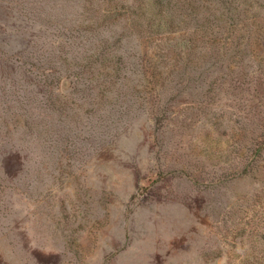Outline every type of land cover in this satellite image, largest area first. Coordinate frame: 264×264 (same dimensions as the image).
<instances>
[{"label":"rangeland","instance_id":"obj_1","mask_svg":"<svg viewBox=\"0 0 264 264\" xmlns=\"http://www.w3.org/2000/svg\"><path fill=\"white\" fill-rule=\"evenodd\" d=\"M103 1L0 0V264H264L262 49L168 75Z\"/></svg>","mask_w":264,"mask_h":264},{"label":"trees","instance_id":"obj_2","mask_svg":"<svg viewBox=\"0 0 264 264\" xmlns=\"http://www.w3.org/2000/svg\"><path fill=\"white\" fill-rule=\"evenodd\" d=\"M103 2L104 5L97 6L96 13L90 21L94 22V25L97 23L96 28L99 27V23L113 24L123 18L128 30L139 32L144 41L165 34L161 43L165 49L164 68L169 67L168 75L174 71V68L179 67L200 70L206 58L228 55L231 47H236L238 50L231 53L230 58L234 56L246 58V49L251 47L262 49L261 52L254 53L255 58H264V20L258 19L260 11L264 10V0H128L126 2L104 0ZM111 19L113 22L108 23ZM63 48V45H58V50ZM156 65L155 68L152 66L147 69L155 76L154 70L160 67V63ZM243 70L236 72L235 76L238 79L242 77L246 79L250 74ZM158 79L155 83H165L164 77ZM252 82L257 84L258 81L254 77ZM14 122L11 119V124ZM25 123L31 125L28 121Z\"/></svg>","mask_w":264,"mask_h":264}]
</instances>
